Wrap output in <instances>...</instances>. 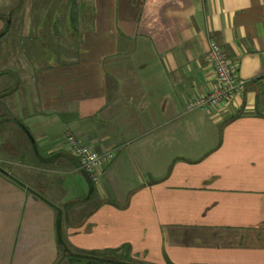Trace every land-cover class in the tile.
Here are the masks:
<instances>
[{
	"label": "crops",
	"instance_id": "1",
	"mask_svg": "<svg viewBox=\"0 0 264 264\" xmlns=\"http://www.w3.org/2000/svg\"><path fill=\"white\" fill-rule=\"evenodd\" d=\"M5 10L0 37L13 20L18 58L7 67L4 54L0 83H18L0 107L33 137L35 164L79 172L67 133L114 158L96 203L63 210L0 172V264H54L59 238L141 264H264V0H14ZM211 40L243 90L188 112L216 84Z\"/></svg>",
	"mask_w": 264,
	"mask_h": 264
},
{
	"label": "rangeland",
	"instance_id": "2",
	"mask_svg": "<svg viewBox=\"0 0 264 264\" xmlns=\"http://www.w3.org/2000/svg\"><path fill=\"white\" fill-rule=\"evenodd\" d=\"M50 4L52 5V3ZM11 6H14V0H0V26L7 24L8 20H5L3 16L7 13L5 9H8ZM12 29L13 20L12 24L10 25V34L0 37V63L4 59L5 54L7 67L14 68L13 60L18 57L15 56L12 43H10ZM25 56L26 54L22 56V58H19V60L25 59L26 61H29ZM1 83L0 91L4 89L5 86L13 88L14 84L16 85L18 82H16V80L14 82V79L11 81L9 77H5ZM8 102H10L9 104H12V98H9ZM7 110L10 115L15 117L11 110ZM15 123V121L8 122L6 133L0 134V159L4 160V162L0 163L1 166L5 170L7 168L13 176L27 184V186L45 192V196L53 201L60 210L66 208V203H68L71 207L80 206L77 204L81 202L80 200L89 198L88 186L81 173L73 172L72 170L69 171L68 168H64L58 173L51 172L50 168L43 170L39 169L41 166L45 167L46 165H41L38 167L40 164H35L36 156L33 149L31 148V145L29 144V141L27 140L28 137L22 133L21 128L16 125L17 123ZM8 161L11 162L10 164L15 163L16 165L10 166L8 165L9 163H6ZM119 180L122 182L128 179L121 178ZM103 185L111 197L118 198L123 196L118 193H113L114 188L110 185L107 179L102 181L100 187H103ZM96 188H98V186H96ZM95 203L96 197L94 195L91 198L89 206ZM87 208L88 206L83 210Z\"/></svg>",
	"mask_w": 264,
	"mask_h": 264
},
{
	"label": "built area",
	"instance_id": "3",
	"mask_svg": "<svg viewBox=\"0 0 264 264\" xmlns=\"http://www.w3.org/2000/svg\"><path fill=\"white\" fill-rule=\"evenodd\" d=\"M207 58L214 70L216 84L205 94L186 102L185 110L188 112L209 111L226 103L243 90V83L235 78L223 51L213 40L208 43ZM65 144L71 154L78 160L79 169L87 173L93 185H97L101 180L104 168L114 158L113 151L97 153L88 145L81 143L71 133L65 135Z\"/></svg>",
	"mask_w": 264,
	"mask_h": 264
},
{
	"label": "trees",
	"instance_id": "4",
	"mask_svg": "<svg viewBox=\"0 0 264 264\" xmlns=\"http://www.w3.org/2000/svg\"><path fill=\"white\" fill-rule=\"evenodd\" d=\"M5 75L9 76L10 74L8 72L4 73ZM13 79V75L10 76ZM14 87V86H13ZM12 90V87H7L4 92L6 95L10 93ZM2 92H0V100L2 98L1 95ZM15 121L16 125H18L21 128L22 133L27 135L28 129L22 124V122L12 115L8 113L7 108L1 111L0 107V127H3L4 125L7 126L8 122ZM28 141L31 145V148L34 152H36L37 146L35 144H32L29 136ZM79 167V162H78ZM0 168L4 170V168L0 165ZM79 172L81 170L78 168ZM5 171V170H4ZM3 175L9 179V181L17 184L18 186H22L20 183L16 181L11 175L3 173ZM23 187V186H22ZM95 195V185H92V187H88V200L91 199ZM37 198L43 199L41 195H36ZM45 201V200H44ZM60 235V234H59ZM59 243V257L55 261L54 264H60L61 262L65 261L67 264H141L135 262L133 259H131L128 255V252H125V256L121 254V251L118 249L114 250H94V251H86V250H71L68 249V247L64 246V243L62 242V238L58 239ZM124 253V252H122Z\"/></svg>",
	"mask_w": 264,
	"mask_h": 264
},
{
	"label": "water",
	"instance_id": "5",
	"mask_svg": "<svg viewBox=\"0 0 264 264\" xmlns=\"http://www.w3.org/2000/svg\"><path fill=\"white\" fill-rule=\"evenodd\" d=\"M1 34H2V33H1ZM27 135L29 136V139H30L31 143H34L33 137L30 135L29 132H27ZM0 172H2V173H6V172H5L3 169H1V168H0ZM81 175H82L83 179L85 180L87 186H88L89 188L92 187L93 184H92V182H91L89 176L87 175V173H85L84 171H81Z\"/></svg>",
	"mask_w": 264,
	"mask_h": 264
}]
</instances>
